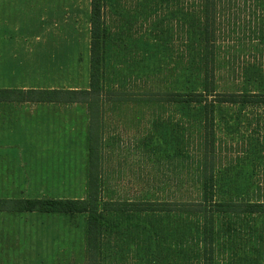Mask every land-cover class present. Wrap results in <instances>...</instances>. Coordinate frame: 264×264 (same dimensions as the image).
<instances>
[{
    "label": "rangeland",
    "instance_id": "374dc122",
    "mask_svg": "<svg viewBox=\"0 0 264 264\" xmlns=\"http://www.w3.org/2000/svg\"><path fill=\"white\" fill-rule=\"evenodd\" d=\"M196 4V0H104L103 90L89 112L102 141L106 200L198 199L194 156L199 153V110L163 101L166 94L202 91L198 32L189 39L186 29H194ZM231 4L229 13L225 11L220 17L223 28L217 34L216 92L264 95V1L237 0ZM81 54L80 60L74 61V87L78 89L90 86V57L85 49ZM215 121L216 201L264 204V105H217ZM184 138L190 139V144L185 145ZM75 151L73 187L67 192H39V185H33L32 173L36 181L52 187L56 171L54 162L48 161L41 169L24 168L25 173L20 172L23 178L13 177L17 189L31 191L11 193L13 178L7 177L5 184L0 183V198H85L87 153L83 154L79 146ZM24 175H29L25 187L21 183ZM36 216L42 224L25 223L21 228L30 235L36 231L34 241H28L27 236L22 241L23 248L30 243L31 248L43 250L46 256L35 258L37 264L86 263L87 215ZM259 217L235 225L239 232H229L231 226L223 220L217 223L221 243L226 245L217 252L216 264H264V215ZM172 226L175 229L162 231V236L178 238L183 226ZM122 241L117 235L107 241L109 259L114 256L116 264H148V255L139 251L143 249L129 243L118 245ZM161 241H149L156 252L151 258L156 255L158 264H178L183 259L178 247H174L175 257L171 258L167 251L160 253L162 248L154 246ZM161 245L167 250L165 242ZM229 245L236 247L231 251ZM8 247L11 244L2 236L0 248Z\"/></svg>",
    "mask_w": 264,
    "mask_h": 264
},
{
    "label": "trees",
    "instance_id": "16d2710c",
    "mask_svg": "<svg viewBox=\"0 0 264 264\" xmlns=\"http://www.w3.org/2000/svg\"><path fill=\"white\" fill-rule=\"evenodd\" d=\"M197 17L194 29L186 27L189 39L198 32L200 49L198 57L202 65L201 92L166 94L165 103L194 106L200 113L199 153L194 156L199 178V196L194 201H124L106 200L103 196L104 178L101 172V137L95 123L89 128V155L87 167V190L83 199H0V212H40L48 214L87 215L85 235V264H116L114 256L109 259L107 241L114 235L121 236L124 245L138 246L148 255V264L159 263L156 253L149 241L167 251L174 258L178 247L180 259L178 264H216V254L224 247L223 238L217 227L221 220L229 227V232H239L235 225H243L251 219L264 215L262 203H236L216 201L215 154L217 152L216 109L217 105H264V95L255 94H217L216 63L217 34L223 28V13H229L230 5L237 0H196ZM243 1V0H242ZM247 1V0H244ZM258 1V0H255ZM264 1V0H259ZM104 0H91V45H90V86L88 90L60 91H3L0 90V101L10 98L28 99L29 101L81 103L92 110V104L103 90L105 25L103 17ZM233 7V6H232ZM246 7V6H245ZM237 8L241 12L242 6ZM221 17V19H220ZM241 25V23H239ZM222 27V28H221ZM12 98V97H11ZM93 98V101L91 100ZM184 144L190 139L184 138ZM186 158L191 160L189 153ZM198 160V162H197ZM174 223L181 224L183 231L178 238L162 236V231L174 230ZM163 237V238H162ZM127 238V242H125ZM168 241V242H167ZM168 245V246H167ZM164 247V248H163ZM226 247V246H225ZM236 245H229L231 251ZM237 250V249H236ZM153 251V252H152ZM183 252L184 255L181 253ZM187 252L190 254H187ZM234 252V251H233ZM127 257L131 252L126 254ZM109 259V260H108ZM176 262V261H174ZM232 262V261H231ZM118 264V263H117Z\"/></svg>",
    "mask_w": 264,
    "mask_h": 264
},
{
    "label": "crops",
    "instance_id": "0c3cea01",
    "mask_svg": "<svg viewBox=\"0 0 264 264\" xmlns=\"http://www.w3.org/2000/svg\"><path fill=\"white\" fill-rule=\"evenodd\" d=\"M90 17L91 0H0V90H88L89 86L74 87V61L80 60L83 49L90 57ZM90 124L85 104L29 101L12 95L0 101V174L1 169L4 171L0 183L5 184L7 177H22L20 172L25 173L27 166L37 170L52 161L56 171L53 188L36 181L34 173L33 185H39V192H67L73 187L75 146L87 153L88 167ZM28 178L24 175V187ZM17 183L15 178L10 180L11 193L31 191H20ZM37 214L66 215L0 212V238L4 236L11 244L0 248V264H37L35 258L46 256L43 250L31 248L30 243L23 248L22 238L34 241L36 231L30 235L21 225L37 221L42 224V219L36 221Z\"/></svg>",
    "mask_w": 264,
    "mask_h": 264
}]
</instances>
